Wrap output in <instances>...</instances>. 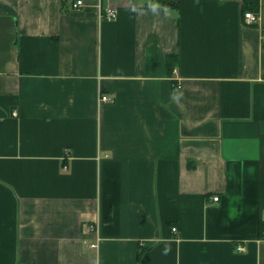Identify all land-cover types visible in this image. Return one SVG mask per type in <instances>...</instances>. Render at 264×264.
Wrapping results in <instances>:
<instances>
[{
	"label": "crops",
	"instance_id": "1",
	"mask_svg": "<svg viewBox=\"0 0 264 264\" xmlns=\"http://www.w3.org/2000/svg\"><path fill=\"white\" fill-rule=\"evenodd\" d=\"M71 1L0 0V264H264V0Z\"/></svg>",
	"mask_w": 264,
	"mask_h": 264
},
{
	"label": "built area",
	"instance_id": "2",
	"mask_svg": "<svg viewBox=\"0 0 264 264\" xmlns=\"http://www.w3.org/2000/svg\"><path fill=\"white\" fill-rule=\"evenodd\" d=\"M86 2L87 0H72L71 1V8L72 9H83L86 7ZM98 5L100 6V0H98ZM117 15V10L113 7H109L106 11V17L108 19H113L115 18ZM245 19L246 22L250 25H255L258 23L259 21V13L257 12H253V11H247L245 12ZM100 102H108L110 101V98L107 95H101L99 98ZM214 200H218L219 197L218 196H213ZM93 227H90L89 230H91ZM98 244L94 243L91 246L92 247H96ZM238 250H244V246L240 245L238 246Z\"/></svg>",
	"mask_w": 264,
	"mask_h": 264
},
{
	"label": "trees",
	"instance_id": "3",
	"mask_svg": "<svg viewBox=\"0 0 264 264\" xmlns=\"http://www.w3.org/2000/svg\"><path fill=\"white\" fill-rule=\"evenodd\" d=\"M244 5H245L244 7H245L246 11H247V9H250L253 12L259 11V1L258 0H245Z\"/></svg>",
	"mask_w": 264,
	"mask_h": 264
}]
</instances>
